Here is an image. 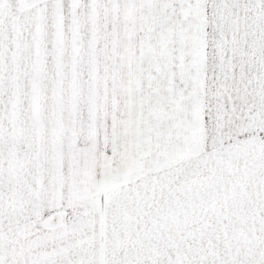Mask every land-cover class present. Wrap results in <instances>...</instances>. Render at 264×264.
Listing matches in <instances>:
<instances>
[{
    "label": "snow or ice",
    "instance_id": "6c2138e0",
    "mask_svg": "<svg viewBox=\"0 0 264 264\" xmlns=\"http://www.w3.org/2000/svg\"><path fill=\"white\" fill-rule=\"evenodd\" d=\"M0 264H264V0H0Z\"/></svg>",
    "mask_w": 264,
    "mask_h": 264
}]
</instances>
